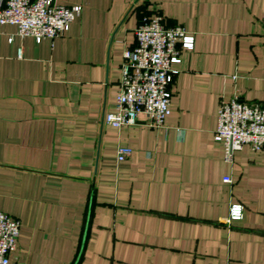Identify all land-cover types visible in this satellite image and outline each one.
Wrapping results in <instances>:
<instances>
[{
    "label": "crops",
    "instance_id": "1",
    "mask_svg": "<svg viewBox=\"0 0 264 264\" xmlns=\"http://www.w3.org/2000/svg\"><path fill=\"white\" fill-rule=\"evenodd\" d=\"M56 2L81 6L61 36L0 27V211L20 222L10 260L264 264V150L226 162L213 139L222 102L264 104V0ZM156 14L194 36L172 64L170 113L160 127L106 125L123 50ZM119 145L132 150L122 161ZM231 202L243 216L225 224Z\"/></svg>",
    "mask_w": 264,
    "mask_h": 264
},
{
    "label": "built area",
    "instance_id": "2",
    "mask_svg": "<svg viewBox=\"0 0 264 264\" xmlns=\"http://www.w3.org/2000/svg\"><path fill=\"white\" fill-rule=\"evenodd\" d=\"M80 12V5L67 6L56 0H0V27L13 24L17 35L31 36L39 42L64 34ZM261 24L264 29V15ZM134 37V44L122 53L114 110L105 114L103 122L121 128L135 125L139 115H143L148 126L160 127L170 113V84L176 73L172 64L180 62L181 49L193 48L194 36L180 25H166L156 14L141 20ZM17 55L21 57V48ZM213 139L222 145L226 162H232L234 152L245 145L264 150V104L242 100L238 95L222 102ZM131 152L128 146H117V161ZM223 182L231 183L232 179L227 175ZM243 210V204L231 202L223 223L240 220ZM19 229L18 219L0 211V264H21L9 258L17 246Z\"/></svg>",
    "mask_w": 264,
    "mask_h": 264
}]
</instances>
